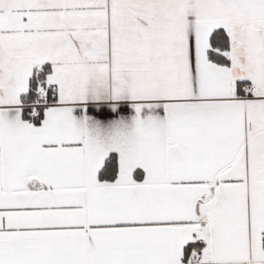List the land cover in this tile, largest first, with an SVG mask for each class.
<instances>
[{
	"label": "snow or ice",
	"instance_id": "snow-or-ice-1",
	"mask_svg": "<svg viewBox=\"0 0 264 264\" xmlns=\"http://www.w3.org/2000/svg\"><path fill=\"white\" fill-rule=\"evenodd\" d=\"M0 264H264V0H0Z\"/></svg>",
	"mask_w": 264,
	"mask_h": 264
},
{
	"label": "crops",
	"instance_id": "crops-1",
	"mask_svg": "<svg viewBox=\"0 0 264 264\" xmlns=\"http://www.w3.org/2000/svg\"><path fill=\"white\" fill-rule=\"evenodd\" d=\"M102 123H104L105 125H107L108 121H102Z\"/></svg>",
	"mask_w": 264,
	"mask_h": 264
}]
</instances>
